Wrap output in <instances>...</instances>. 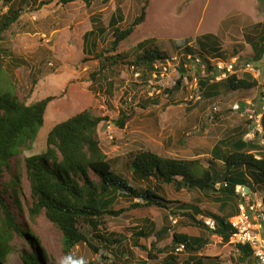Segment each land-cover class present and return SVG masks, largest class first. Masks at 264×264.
Here are the masks:
<instances>
[{"label": "rangeland", "instance_id": "obj_1", "mask_svg": "<svg viewBox=\"0 0 264 264\" xmlns=\"http://www.w3.org/2000/svg\"><path fill=\"white\" fill-rule=\"evenodd\" d=\"M146 16L132 34L122 41L117 52L124 59H131L134 47L144 39H151L150 45L168 53L166 69H162L160 79L151 78L146 81L140 71L119 63L109 75L113 81V94L105 91L103 77L91 80L90 76L98 67L88 43L83 49V34L93 26L101 25L104 29L96 39V50H104L112 40L111 28L108 26L110 15L120 5L123 20L120 28L126 27L145 0H73L66 4L58 0H12L11 4L0 1V15L8 7L19 10L16 22L0 33V89L13 87L17 97L29 104L45 96H53L48 103L42 126L38 129L31 147L39 149L47 131L55 123L73 114L90 109L93 114L104 117L98 124L99 144L113 169L138 187L154 185L156 180L137 181L134 179L127 163L133 154L139 151H150L161 156L177 159H198L205 167L211 165L223 171L221 161L211 160L213 145L224 138L253 140L258 153L264 154V131L259 133L253 129V120L249 114L260 113L264 107L261 95L264 85V55L253 60V51L248 43L260 35L264 22V0H147ZM97 18L99 20H97ZM257 26V27H255ZM212 34L218 37L219 49L228 61L239 55L240 61L253 66V77L257 86L248 90L223 91L212 99L199 100L202 88L197 81L198 76H206L195 63H188V74L191 80L184 79L183 86L166 95L163 89L172 88L178 72L175 65L181 57L186 40ZM214 56V55H213ZM84 59V60H83ZM176 59V60H174ZM11 86H10V85ZM152 100H156L153 102ZM145 105V108H141ZM237 105V107H235ZM135 107V115L125 123L123 128L114 124L119 110ZM214 106L216 107L214 109ZM33 151H20L11 158L12 172L25 173L23 155ZM11 174L4 172L0 178L2 186L9 185ZM218 185V184H217ZM162 194L169 200L193 203L201 211L221 215L219 202L213 199L214 193L204 196L197 191L173 189L170 184L159 185ZM249 198L263 202L264 183H251ZM236 189V187H235ZM9 190L3 196L10 201ZM21 210L17 220L24 223L23 228H30L36 235L48 257L54 264H66L64 253L60 248L58 229L43 215L31 219L27 207L31 204L28 181L23 178L19 187ZM236 199L234 202L237 203ZM171 208V205H169ZM17 212L15 205L12 207ZM168 209H158L153 220L156 229L168 223L176 229L179 225L191 226L188 219L169 216L165 220ZM206 217L198 214L197 219ZM173 220L175 222L173 223ZM102 229L106 232H117L127 236L121 244L128 253L120 256L118 250L109 247L100 252L106 257L95 254L86 243H79L72 248V254L91 264H146L154 263L147 259L144 250L132 246L131 232L137 219L125 213L117 217L104 216L101 219ZM197 235L207 239V244L197 254L211 259L229 255L235 263L238 250L232 243H224L220 235L213 230L194 225ZM82 231L89 236L87 225H81ZM264 233V232H263ZM154 241L140 239L139 243L149 247ZM12 252L7 255L5 264H21L20 251L26 243L22 236L15 235L11 241ZM160 243H157L159 246ZM227 250H230L228 254ZM239 253V252H238ZM233 254V256H232ZM189 252L184 250L176 255L178 262L188 258ZM160 256L157 260H161ZM199 257V256H197ZM208 263V259H205Z\"/></svg>", "mask_w": 264, "mask_h": 264}, {"label": "trees", "instance_id": "obj_2", "mask_svg": "<svg viewBox=\"0 0 264 264\" xmlns=\"http://www.w3.org/2000/svg\"><path fill=\"white\" fill-rule=\"evenodd\" d=\"M0 1L5 4L12 2ZM58 1L66 4L73 0ZM147 3L145 0L139 14L124 28L119 27L123 20L122 9L120 5L115 7L108 21L112 40L104 50L95 49V37L103 32L101 25H98V30L93 28L83 34V49L86 50L89 43L94 50L89 49L87 52L93 54L98 63L90 78L95 81L97 77H103L104 89L109 96L113 94V81L109 75L119 63L140 71L146 81L151 78L158 81L162 67L171 58L167 52L150 45L151 39H144L132 47L134 54L131 59H124L117 52L119 44L144 22ZM10 7L0 15V33L18 19L20 11ZM257 26L264 28V22ZM194 42L195 45L191 40L185 41L181 57L175 65L178 77L172 88L163 89L166 95L181 88L184 79H192L188 74V63H195L206 74L202 78L194 73L202 88L199 100L212 99L223 91L248 90L257 86L256 79L249 72H243L240 76L229 74L215 80L216 71L211 59L224 58L218 48V37L205 34ZM248 43L253 51V60H260L264 55V29L260 35L249 39ZM261 95L264 98V85ZM52 99L53 96L49 95L27 104L17 97L13 87L0 89V178L4 172L11 174L10 188L0 183V264H5L7 255L12 252L11 241L15 235L22 236L28 246L20 251L21 264H54L51 260L48 261L39 238L30 232V228H23L24 223L17 220V213L22 209L19 187L23 178L28 181L32 199L27 207L28 215L34 219L43 214L58 229L60 248L66 264H91L72 254V248L79 243H86L101 258L106 257L100 250L109 247L118 250L120 256L127 254V249L121 245L127 236L103 231L101 223L104 216L117 217L125 213L135 217L138 223L130 234L132 246L144 250L147 259L154 260L152 264H207L205 259H208L209 264H217L216 258L197 254L208 241L197 235L194 225L210 229L196 216L206 214L215 218L216 227L213 232L218 233L224 243H229L233 229L228 219L237 212V203L234 201L239 198L235 187L240 185L252 191L251 183H264V154L258 153L253 140H244L240 135L238 138L218 140L213 145L209 162L221 161L223 171L216 170L211 165L204 167L198 159H177L150 151H139L127 163L130 173L137 181L149 182L155 179L156 182L153 186L148 183L145 187H138L113 169L111 161L100 147L98 137V124L106 118L93 114L90 109H83L55 123L47 131L42 147H31L43 124L46 107ZM141 108H145V105ZM261 113L260 124L264 131V111ZM134 115L133 106L129 111L119 110L114 124L123 128ZM31 149L33 151L22 158L25 173L21 174V170L12 172L11 158L20 151ZM160 183L170 184L176 191H197L204 196L214 193L213 199L219 202L223 213L216 215L201 211L193 203L169 200L162 194ZM6 190H9L10 201L3 196V191ZM262 200L264 202V197ZM14 205L17 212L12 209ZM158 209H168L165 220L169 216L180 217L192 221L194 225L184 224L173 229L168 223H164L157 230L153 218L158 215ZM81 225H87L89 236L82 231ZM151 236L154 241L150 242L149 247L139 243L140 239ZM157 243L160 245L157 246ZM179 244L189 252L188 258L180 263L175 254V247ZM234 245L240 254L251 256L252 251L248 245ZM162 255V259L157 260Z\"/></svg>", "mask_w": 264, "mask_h": 264}, {"label": "built area", "instance_id": "obj_3", "mask_svg": "<svg viewBox=\"0 0 264 264\" xmlns=\"http://www.w3.org/2000/svg\"><path fill=\"white\" fill-rule=\"evenodd\" d=\"M176 60V59H174ZM215 66V80H220L229 74H237L240 76L243 72H249L253 75V66L250 63L239 62V55L232 56L231 59L225 61L219 57L211 59ZM168 64V63H167ZM166 69V65L162 67ZM161 69V70H162ZM162 72V71H161ZM237 107V105H235ZM216 107L214 106V109ZM264 111V107L262 112ZM260 113L252 111L249 117L253 120V129L259 133L263 132L260 124ZM226 186V183H223ZM236 192L239 195L237 202V212L231 216L228 221L233 229L229 242L232 244L248 245L251 249V256L254 264H264V202L261 200L254 201L249 198V192L244 187H236ZM208 229L214 230L216 227V220L213 217H200ZM175 220H173V223ZM184 247L179 244L175 247V254L182 253ZM188 264H193L189 262Z\"/></svg>", "mask_w": 264, "mask_h": 264}, {"label": "crops", "instance_id": "obj_4", "mask_svg": "<svg viewBox=\"0 0 264 264\" xmlns=\"http://www.w3.org/2000/svg\"><path fill=\"white\" fill-rule=\"evenodd\" d=\"M93 28H95V29L97 28V30H98V28H100V27L98 25H96V26H93L91 29H93ZM103 32H104V29H103ZM102 33H98V34H102ZM242 139H244L243 136H242ZM244 189L246 191L250 192V190L248 188L245 187ZM227 252H228V254H230V250H227ZM232 256H233V254H232ZM218 258H219V261L215 262L217 264H233V262H231V261H233V259L230 258L229 255H227V257H226V255L219 256ZM234 264H254V263H253L252 256H244V255L237 252Z\"/></svg>", "mask_w": 264, "mask_h": 264}, {"label": "clouds", "instance_id": "obj_5", "mask_svg": "<svg viewBox=\"0 0 264 264\" xmlns=\"http://www.w3.org/2000/svg\"><path fill=\"white\" fill-rule=\"evenodd\" d=\"M262 112V111H261ZM21 182H22V180H21ZM29 186V185H28ZM238 186H240V185H237L236 187H238ZM242 187H244V186H242ZM245 188V187H244ZM29 192H30V189H29ZM248 192V191H247ZM26 243V242H25ZM12 245V244H11ZM24 248H28V246L27 245H25V247Z\"/></svg>", "mask_w": 264, "mask_h": 264}]
</instances>
